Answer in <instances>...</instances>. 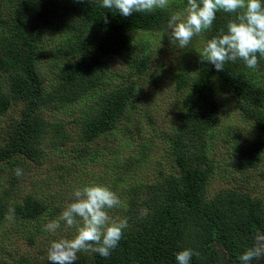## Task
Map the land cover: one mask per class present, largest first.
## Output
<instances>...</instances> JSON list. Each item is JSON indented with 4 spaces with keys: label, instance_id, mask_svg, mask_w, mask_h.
Here are the masks:
<instances>
[{
    "label": "trees",
    "instance_id": "trees-1",
    "mask_svg": "<svg viewBox=\"0 0 264 264\" xmlns=\"http://www.w3.org/2000/svg\"><path fill=\"white\" fill-rule=\"evenodd\" d=\"M170 13L166 8L123 17L115 9L101 7V0H0V78L4 77L0 80V115L12 102L22 103L20 118L5 129L0 162L16 156L40 162L44 137L62 133L60 124L47 121L42 111L74 103L80 105L74 151L94 162L101 153L97 143L115 131L127 119L128 109L135 107L132 77L148 69V41L134 40L130 34L162 29ZM233 18V14L218 12L212 29L200 35L203 48L221 29L226 31ZM48 24L66 37L51 50L55 82L46 88L37 55ZM200 52L190 63L183 61L186 66L180 65L174 74V86L182 98L179 127L168 142L172 172L146 186L139 202V193L130 187L122 206L129 227L108 258L90 252L75 264H177L175 255L185 248L200 253L192 257L191 264H240L239 256L253 245L257 234H264L261 200L235 190L207 196L213 165L201 151L191 149L184 136L185 131L208 132L220 114L219 94L226 92L238 99L241 113L257 130L254 142L237 147L235 163L243 171L258 167L264 157V58L257 69L237 60L217 71L201 61ZM108 58L126 66L127 74H113L119 83L110 79ZM6 204V195H0V223ZM47 212V205L32 196L14 207L19 223L31 224L28 236L40 230Z\"/></svg>",
    "mask_w": 264,
    "mask_h": 264
},
{
    "label": "rangeland",
    "instance_id": "rangeland-1",
    "mask_svg": "<svg viewBox=\"0 0 264 264\" xmlns=\"http://www.w3.org/2000/svg\"><path fill=\"white\" fill-rule=\"evenodd\" d=\"M186 0H171L170 16L182 11ZM134 40L148 41L149 65L144 75L133 76L135 107L129 108L127 119L120 121L119 127L97 143L100 155L94 162H88L86 155L74 151L79 126L75 118L80 105H52L42 111L49 122H57L62 128L60 135L48 134L43 139L44 155L40 162L16 156L12 160L0 162V195H6V215L0 223V262L11 264H49L47 248L60 238H72L74 228H67L63 222L55 232L44 231V226L60 216L72 202L73 192L91 184H103L115 191L122 204L129 196L130 187L137 190L138 199L145 187L154 184L171 173L173 159L167 155L169 138L177 131L178 109L181 95L174 86V74L183 61L190 63L195 54L202 51L200 36L193 37L185 48L169 37L167 24L159 30L136 31L130 34ZM66 34L45 26L42 37V50L38 52L37 66L46 88L55 82L56 65L51 50L57 48ZM187 53V55L184 54ZM112 83H119L113 74H127L126 66L118 59H106ZM2 76L0 80H3ZM220 114L207 133L202 130L185 131L189 147L201 151L213 165L208 179L206 194L235 190L238 193L257 198L264 205V157L258 167L240 170L234 156L238 146L249 145L257 138V130L251 119L240 111L239 101L228 94H219ZM22 103L12 102L5 114L0 115V146L5 142V129L20 118ZM124 127V130L122 128ZM126 128V129H125ZM204 133V134H203ZM81 159H80V158ZM23 170L22 176L15 169ZM27 196L38 198L47 205L48 212L40 223L37 233L15 218L6 219L10 209L21 203ZM123 207L109 211L114 218H123ZM36 228V225L34 224ZM90 252H81L82 260ZM86 264H92L88 261Z\"/></svg>",
    "mask_w": 264,
    "mask_h": 264
},
{
    "label": "clouds",
    "instance_id": "clouds-1",
    "mask_svg": "<svg viewBox=\"0 0 264 264\" xmlns=\"http://www.w3.org/2000/svg\"><path fill=\"white\" fill-rule=\"evenodd\" d=\"M171 0H101V7L115 9L121 16L134 13H152L166 9ZM233 14L218 35L207 40L200 52V59L210 63L215 70L223 71L228 62L243 61L249 69H257L264 58V0H186L182 11L170 16L167 21L169 37L185 48L193 37L211 30L218 12ZM107 22V17H105ZM17 176L23 170L16 168ZM72 202L60 216L50 220L44 231L55 233L61 222L67 228H74L72 238H60L47 248L49 264H75L81 252L98 253L108 258L119 245L124 230L129 227L127 218H114L109 211L123 206L115 191L103 184H91L74 190ZM6 219H14V209L9 210ZM199 251L185 248L175 255L177 264H191ZM253 260L264 261V234H257L254 243L239 256L240 264H251Z\"/></svg>",
    "mask_w": 264,
    "mask_h": 264
}]
</instances>
